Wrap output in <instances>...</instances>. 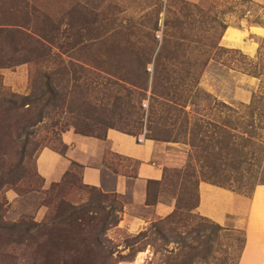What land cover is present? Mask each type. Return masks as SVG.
I'll return each mask as SVG.
<instances>
[{"label": "rangeland", "instance_id": "obj_1", "mask_svg": "<svg viewBox=\"0 0 264 264\" xmlns=\"http://www.w3.org/2000/svg\"><path fill=\"white\" fill-rule=\"evenodd\" d=\"M193 5L213 29L200 31ZM256 22L264 26V4L251 0H0V175L12 180L0 186V220L21 224L11 238L24 233L10 241L0 228V264H236L245 211L264 185V36L252 57L220 37L223 25ZM201 33L221 47L206 64ZM184 64L198 75L186 103L160 79ZM108 128L156 141L163 176L148 200L174 201L137 232L124 224L128 195L84 186L74 165L48 184L36 171L42 147L63 149L62 133ZM200 182L229 187L241 211L223 226L200 214Z\"/></svg>", "mask_w": 264, "mask_h": 264}, {"label": "crops", "instance_id": "obj_2", "mask_svg": "<svg viewBox=\"0 0 264 264\" xmlns=\"http://www.w3.org/2000/svg\"><path fill=\"white\" fill-rule=\"evenodd\" d=\"M251 1L264 4V0ZM263 36L264 26L257 22L228 24L220 44L252 57L258 51V38ZM236 101L247 100L237 96ZM136 136L117 128L106 129L102 136L66 131L60 137L62 150L46 146L38 151L36 171L48 184L60 181L72 163L80 165L82 184L129 196L123 211L124 224L130 231L137 232L152 216L169 215L174 209V201L146 203L147 182L162 179L163 165L155 160L156 141L144 138L138 142ZM258 186L245 211L244 240L236 264H264V201L261 204L253 198L257 190L264 194V185ZM238 202L236 193L229 188L209 182L198 185L197 210L217 225H225L230 215L241 211ZM130 206L144 210L145 215L130 214Z\"/></svg>", "mask_w": 264, "mask_h": 264}, {"label": "trees", "instance_id": "obj_3", "mask_svg": "<svg viewBox=\"0 0 264 264\" xmlns=\"http://www.w3.org/2000/svg\"><path fill=\"white\" fill-rule=\"evenodd\" d=\"M187 15H192V16H195L197 18L200 17L202 19L201 21H198L199 22L198 26H199L201 32H207V31H210L211 29H213V26H211V25L206 28V26H204V25L202 26L200 24L201 22H205V21H208V23H211V22L214 21V19L213 18H211V19L209 18V20H207L208 19L207 11H204V10L198 8V6L193 5V11L188 12ZM227 25H223V29H222L223 31L227 27ZM200 38L204 39L205 42L203 43V48L199 51L198 56L201 57L200 56L201 54L204 55L203 64H206L208 62V60L211 58L210 57V53L212 52V50L221 49V47L219 48L218 42L215 40V37L212 34L202 35V33H201V37ZM181 51H182V55L185 56V51L184 50H181ZM47 56H48V54L46 52H42V53L38 54V57H43L44 59H46ZM182 66L183 67H181L179 69L177 68V70H175L174 68H170V67L167 68V69H162L161 78L160 79L165 80L167 83H172V84L177 83V86L180 87V89H179V93L180 94L179 95H181V97H183V103H186L189 99H191V96L193 94L192 93V87L193 86L196 87L198 85V77H197L198 75H197V72H196L197 69L191 68V67H185L186 64H184ZM159 77L160 76H155L154 77V81L156 82ZM45 78L48 79V75H45ZM44 84L48 85L49 84V80H46V82ZM154 93L157 94V92H155V91H154ZM159 95L164 97V95H168V93L167 92H162ZM218 104L222 105L223 107H225L229 111L235 112L234 106H232L230 104H225L224 102H220V101L219 102L217 101V102L214 103L215 106H217ZM184 105H186V104H184ZM216 120L217 119L215 118V116L214 117L211 116L210 122L218 123ZM228 123H229V126L231 128H235L234 125H230V122H228ZM247 126L250 127V128H254V120L253 119H248ZM239 128L243 129V131H245L246 133L248 131L247 128L242 127L241 125L239 126ZM199 131H200V128L197 129V133H199ZM249 132L252 133V131H249ZM192 134H194V132H192ZM190 135H191V133H190ZM191 136H193V135H191ZM203 150L205 151L204 148H203ZM72 165H74V166H76V167H78L80 169V165H78L76 163H72ZM11 181H12L11 178L5 179L3 174L0 175V186H2L5 183H12ZM159 181L160 180H148V182H147V198H146V203L147 204L156 203L157 199L155 197L152 199V201L149 202V200H148L149 190L148 189H149V184L150 185L151 184H157ZM259 185H263V184H259ZM84 186H86V185H84ZM219 186L225 187L224 185H219ZM256 186H258V185H256ZM86 187H90V186H86ZM255 187H254V189H255ZM92 188H96V187H92ZM226 188H229V187H226ZM254 189H253V191H254ZM263 201H264V194H263V197L261 199L262 203H263ZM2 216H3V214H0V218L1 219H2ZM18 226H21V224H19L18 222L8 223L5 220H0V228L5 230L8 233L7 235H9L10 241H17V240L18 241H22L20 239H24V236H23L24 233L23 232H22L21 236H19L18 238H14V237L11 238V236H10L11 235V231L15 227L18 228ZM19 229L23 230L25 233H28V230H29L28 227H25V228H20L19 227Z\"/></svg>", "mask_w": 264, "mask_h": 264}, {"label": "built area", "instance_id": "obj_4", "mask_svg": "<svg viewBox=\"0 0 264 264\" xmlns=\"http://www.w3.org/2000/svg\"><path fill=\"white\" fill-rule=\"evenodd\" d=\"M145 133H146V130L144 129L142 133H140V134H138V135L136 136V140H137L138 142L142 141V140L145 138Z\"/></svg>", "mask_w": 264, "mask_h": 264}]
</instances>
